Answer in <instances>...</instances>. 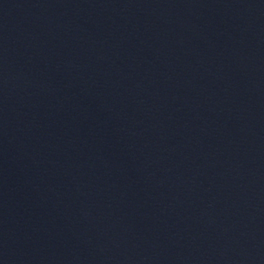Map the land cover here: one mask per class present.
Wrapping results in <instances>:
<instances>
[{
	"label": "water",
	"instance_id": "95a60500",
	"mask_svg": "<svg viewBox=\"0 0 264 264\" xmlns=\"http://www.w3.org/2000/svg\"><path fill=\"white\" fill-rule=\"evenodd\" d=\"M0 264H264V0H0Z\"/></svg>",
	"mask_w": 264,
	"mask_h": 264
}]
</instances>
